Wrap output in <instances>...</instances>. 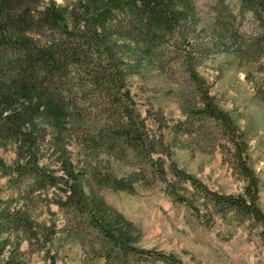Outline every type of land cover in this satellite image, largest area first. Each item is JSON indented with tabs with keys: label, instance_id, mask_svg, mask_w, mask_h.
Here are the masks:
<instances>
[{
	"label": "rangeland",
	"instance_id": "obj_1",
	"mask_svg": "<svg viewBox=\"0 0 264 264\" xmlns=\"http://www.w3.org/2000/svg\"><path fill=\"white\" fill-rule=\"evenodd\" d=\"M0 15V264H264V0Z\"/></svg>",
	"mask_w": 264,
	"mask_h": 264
},
{
	"label": "trees",
	"instance_id": "obj_2",
	"mask_svg": "<svg viewBox=\"0 0 264 264\" xmlns=\"http://www.w3.org/2000/svg\"><path fill=\"white\" fill-rule=\"evenodd\" d=\"M148 2V0H147ZM3 27H2V21H1V15H0V82L5 78V71H4V60H5V52H4V47H3ZM19 82H23L21 78H17ZM225 200L228 201L227 198Z\"/></svg>",
	"mask_w": 264,
	"mask_h": 264
},
{
	"label": "flooded vegetation",
	"instance_id": "obj_3",
	"mask_svg": "<svg viewBox=\"0 0 264 264\" xmlns=\"http://www.w3.org/2000/svg\"><path fill=\"white\" fill-rule=\"evenodd\" d=\"M224 203H228L229 204V200L227 201V200H225V201H223Z\"/></svg>",
	"mask_w": 264,
	"mask_h": 264
}]
</instances>
